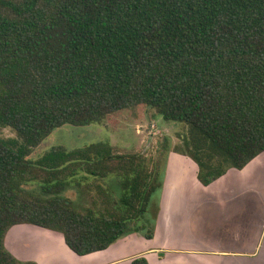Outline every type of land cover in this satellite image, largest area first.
I'll use <instances>...</instances> for the list:
<instances>
[{
	"label": "trees",
	"instance_id": "1",
	"mask_svg": "<svg viewBox=\"0 0 264 264\" xmlns=\"http://www.w3.org/2000/svg\"><path fill=\"white\" fill-rule=\"evenodd\" d=\"M139 108L188 126L176 152L204 186L264 153V0H0V264H38L7 249L18 225L81 257L154 238L169 137L151 157L98 142L31 158L64 126Z\"/></svg>",
	"mask_w": 264,
	"mask_h": 264
},
{
	"label": "crops",
	"instance_id": "2",
	"mask_svg": "<svg viewBox=\"0 0 264 264\" xmlns=\"http://www.w3.org/2000/svg\"><path fill=\"white\" fill-rule=\"evenodd\" d=\"M198 171L187 155L168 154L151 240L132 234L81 257L60 233L18 225L6 247L38 264H132L141 257L149 264H264V153L209 186L199 182Z\"/></svg>",
	"mask_w": 264,
	"mask_h": 264
},
{
	"label": "rangeland",
	"instance_id": "3",
	"mask_svg": "<svg viewBox=\"0 0 264 264\" xmlns=\"http://www.w3.org/2000/svg\"><path fill=\"white\" fill-rule=\"evenodd\" d=\"M188 126L183 123L167 122L154 111L143 108L124 111L112 116L100 124L86 127L64 126L49 136L42 145L34 151L32 159H37L54 146H65L68 149L81 148L93 143L108 142L117 154L140 153L146 156L158 155L157 152L164 143V137H169L171 152H183L187 139ZM3 137H15L10 129H3ZM75 191L65 195L76 199ZM161 190L152 198L146 217L156 221ZM218 242H223L220 238Z\"/></svg>",
	"mask_w": 264,
	"mask_h": 264
}]
</instances>
